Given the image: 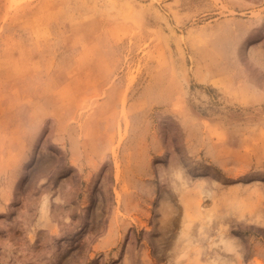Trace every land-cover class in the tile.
I'll use <instances>...</instances> for the list:
<instances>
[{"label":"rangeland","instance_id":"374dc122","mask_svg":"<svg viewBox=\"0 0 264 264\" xmlns=\"http://www.w3.org/2000/svg\"><path fill=\"white\" fill-rule=\"evenodd\" d=\"M0 264H264V0H0Z\"/></svg>","mask_w":264,"mask_h":264}]
</instances>
